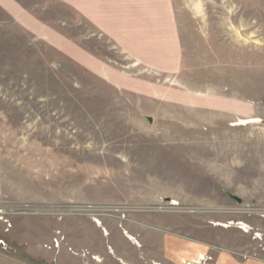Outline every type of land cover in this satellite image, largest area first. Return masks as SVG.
I'll return each mask as SVG.
<instances>
[{"label":"rangeland","instance_id":"1","mask_svg":"<svg viewBox=\"0 0 264 264\" xmlns=\"http://www.w3.org/2000/svg\"><path fill=\"white\" fill-rule=\"evenodd\" d=\"M220 249L264 264V0H0V264Z\"/></svg>","mask_w":264,"mask_h":264},{"label":"crops","instance_id":"2","mask_svg":"<svg viewBox=\"0 0 264 264\" xmlns=\"http://www.w3.org/2000/svg\"><path fill=\"white\" fill-rule=\"evenodd\" d=\"M166 257L171 261L187 258L192 259L201 253H205L209 246L200 240L183 237L177 234H171L165 240ZM218 264H254L251 260L239 259V257L231 251L219 250L216 252Z\"/></svg>","mask_w":264,"mask_h":264}]
</instances>
